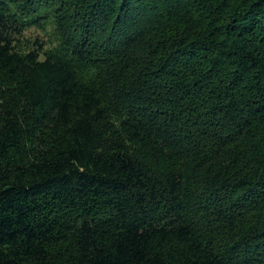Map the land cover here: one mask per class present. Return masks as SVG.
I'll return each instance as SVG.
<instances>
[{
  "label": "trees",
  "instance_id": "obj_1",
  "mask_svg": "<svg viewBox=\"0 0 264 264\" xmlns=\"http://www.w3.org/2000/svg\"><path fill=\"white\" fill-rule=\"evenodd\" d=\"M0 264H264V0H0Z\"/></svg>",
  "mask_w": 264,
  "mask_h": 264
},
{
  "label": "rangeland",
  "instance_id": "obj_2",
  "mask_svg": "<svg viewBox=\"0 0 264 264\" xmlns=\"http://www.w3.org/2000/svg\"><path fill=\"white\" fill-rule=\"evenodd\" d=\"M53 19L48 18L38 23H31L24 29L23 37L27 40L29 46H32L35 40L44 43V50L57 46L60 42L55 28L52 25Z\"/></svg>",
  "mask_w": 264,
  "mask_h": 264
}]
</instances>
